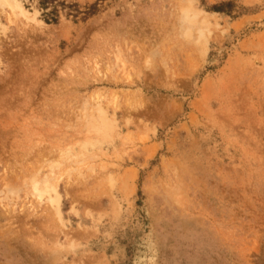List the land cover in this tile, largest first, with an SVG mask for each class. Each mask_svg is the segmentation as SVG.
<instances>
[{
  "label": "rangeland",
  "instance_id": "1",
  "mask_svg": "<svg viewBox=\"0 0 264 264\" xmlns=\"http://www.w3.org/2000/svg\"><path fill=\"white\" fill-rule=\"evenodd\" d=\"M19 1L37 22L0 7V264H264V0Z\"/></svg>",
  "mask_w": 264,
  "mask_h": 264
},
{
  "label": "bare ground",
  "instance_id": "2",
  "mask_svg": "<svg viewBox=\"0 0 264 264\" xmlns=\"http://www.w3.org/2000/svg\"><path fill=\"white\" fill-rule=\"evenodd\" d=\"M0 7L2 9L8 8V10L10 11L9 17H11V16H14V17L22 16L26 20L37 22L35 19V12L29 13V11H27L22 6V3L19 0H0ZM2 9H1V11H2ZM183 15L184 16H182V18H181V23H184V25L181 24V26H182L183 30H185V34L187 36H191V34H192L191 29L193 26L197 25V23L195 20H192V18H189L186 13ZM10 20H12V19H10ZM183 33H184V31H183ZM202 39L204 40L203 35L199 34L198 38L196 39V42H198L197 44L200 45L199 47H201L204 50L206 48V45L204 44ZM93 107H96V111H97L96 115H95L96 118L93 115L92 116L89 115L90 119H89V122L86 123V125L89 124L90 127H92L93 129H95L96 131L101 132V133L104 132V130L107 131V129L109 131L110 130L109 129L110 121H113V120H111L110 118L107 117L106 112L104 111V109L101 107V105L97 101H95V104ZM85 110H86V108H85ZM89 125L87 127H89ZM107 135H108V133H107ZM50 178L52 179V178H54V176L53 177L52 176L51 177L46 176L45 178L43 177L41 184L35 183V185L33 186L32 194L37 198L36 201H38V202H40L42 196H45V198H46L45 200L47 201L48 204H50V207L53 208V211H54L53 214H55V216L57 217V220L59 222H61V217H60L61 212H60L59 207H58L59 196H58V193L56 191V184L51 182ZM44 203H45V201H44ZM50 210H51V208H50ZM54 242L56 243V241H54ZM54 249H55V251H57L56 248H54ZM55 251H53V252H55Z\"/></svg>",
  "mask_w": 264,
  "mask_h": 264
},
{
  "label": "trees",
  "instance_id": "3",
  "mask_svg": "<svg viewBox=\"0 0 264 264\" xmlns=\"http://www.w3.org/2000/svg\"><path fill=\"white\" fill-rule=\"evenodd\" d=\"M41 4L44 5V2L42 1ZM221 7H222V5H214V6H212V9H213V10H218V11H220V10H221Z\"/></svg>",
  "mask_w": 264,
  "mask_h": 264
}]
</instances>
